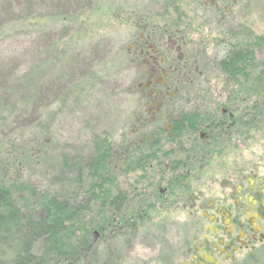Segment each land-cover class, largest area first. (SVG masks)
I'll list each match as a JSON object with an SVG mask.
<instances>
[{
	"label": "flooded vegetation",
	"instance_id": "flooded-vegetation-1",
	"mask_svg": "<svg viewBox=\"0 0 264 264\" xmlns=\"http://www.w3.org/2000/svg\"><path fill=\"white\" fill-rule=\"evenodd\" d=\"M151 38L136 34L127 49L124 66L141 80L132 115L121 117L127 133L117 145L103 143L102 210L92 212L96 202L76 188L68 207L87 219L75 232L85 242L58 264H264V82L247 98L251 82L236 71L247 75V67L233 77L216 67L224 82L193 83L195 64L172 57L177 42L168 38L165 63L164 44ZM85 180L101 179L76 180L78 187ZM173 216L180 228L167 227ZM134 234L140 242L151 236L150 256L123 257V239Z\"/></svg>",
	"mask_w": 264,
	"mask_h": 264
},
{
	"label": "rangeland",
	"instance_id": "rangeland-1",
	"mask_svg": "<svg viewBox=\"0 0 264 264\" xmlns=\"http://www.w3.org/2000/svg\"><path fill=\"white\" fill-rule=\"evenodd\" d=\"M177 1L176 4L184 7L178 21L188 23L186 34L178 38L173 34L156 35L159 30L168 31L167 25L178 23L166 0H0V146L16 137L26 141L28 132L38 122L48 120L46 142L58 149L57 153L47 149L24 150L28 160L24 163L20 160L17 167L10 154L5 155L6 160L0 164L6 167L4 176L8 180L3 178L0 187L5 183L23 192L17 197L19 207L34 206L27 201L28 191L39 196L46 193V202L56 194L59 202L65 203L63 197L81 188L84 200L91 197L96 202L89 209L102 210L103 173L94 175L100 181L85 180L78 187L80 182L74 183L71 170L62 174L49 168L56 164V155L70 160L77 155L91 156L88 147L92 140L99 143L109 140L110 145H117L127 133V127H122L125 119L121 117L132 115L135 107L132 100L136 97L131 92H135L141 77L129 65L121 67L119 55H127L136 34H151L153 44L161 48L164 44L165 58H161L165 63L170 58L165 46L168 38L176 41L175 47L178 45L180 49L172 57L178 60L181 56V61L190 59L198 67L193 82L197 84L224 82L223 74L215 67H201L203 59L220 61L226 52L225 45L234 44L235 40L264 39V0ZM214 11L224 14L215 15ZM143 17L149 23L154 22L152 27L156 30L148 33L137 23V18ZM20 20L28 26L16 27ZM54 47L61 50L56 58H53ZM38 66L40 81L36 91L27 97L29 91L22 78L28 69ZM247 68L251 70L238 79L251 82L244 89L246 98L252 92L263 91L256 85L261 83L260 71L253 66ZM246 76L247 79H242ZM0 154L4 159L3 149ZM53 156L55 160L51 159ZM50 177L59 178L52 184ZM153 216L150 218L154 220ZM96 217L93 221L101 228L107 220L102 215ZM180 224L173 216V223L167 227L176 229ZM123 240V247L131 249L124 250L125 259L150 256L151 236L142 242L135 234L126 235ZM113 246V250L119 249L117 244Z\"/></svg>",
	"mask_w": 264,
	"mask_h": 264
},
{
	"label": "trees",
	"instance_id": "trees-1",
	"mask_svg": "<svg viewBox=\"0 0 264 264\" xmlns=\"http://www.w3.org/2000/svg\"><path fill=\"white\" fill-rule=\"evenodd\" d=\"M176 2L178 1L166 0V5L173 12V19L178 23L167 25L168 31L162 32L159 30L157 31L159 34L156 35L176 34L177 37H181L186 34L188 23L178 21L180 10L184 7L176 4ZM214 14L223 15L224 12L214 11ZM147 20L144 17L137 18V23L142 25L148 33H151L153 30H156L155 27H152L154 22L149 23ZM27 26L24 21L22 23V20H20L19 25L16 27L23 28ZM228 41H230V38ZM257 41L261 43H257ZM233 42L234 44L229 43L225 45L226 52L220 61H216L217 59L211 61L203 59V62L200 64L201 67H221L225 70L224 74L227 77H233L234 70L253 66L261 69L259 70L261 76L260 82H264V39L259 37L253 40L251 37L247 42L239 40ZM54 48L53 58H56L61 50L60 47ZM127 63L128 56L125 53L119 55L120 66L122 67ZM53 64L50 66H53ZM40 66L35 69L31 67L22 78V81L25 82L26 80V89L29 91L27 97L37 89L38 82L40 81ZM236 71L238 74L244 73ZM136 73L138 75L141 74L138 70H136ZM176 80L181 82L182 78L176 77ZM47 123L48 120L47 122H38L37 127L28 132V139L24 142L23 139L16 137L0 146V149H3L4 155V159H2L0 154V163L6 160L5 155L8 153L10 154V159L17 167L21 161L24 163L28 160L26 152L23 151H29L32 148L43 149V151L47 149L52 153H57L58 149H55L54 146L51 147L50 143L46 142ZM88 152L92 153V155L82 156L81 158L80 155H77L72 160L64 155L60 158L57 155V158L53 156L51 159L55 160L56 158L58 160L49 170H54L56 173L62 172V174L69 173L68 171L71 170L74 183L76 180L93 178L94 175L95 177L102 175L103 153H106L103 142L99 143L98 140H92L91 146L88 147ZM25 167L27 166L25 165ZM4 168L6 169L4 165L0 164V181L3 178L7 179L4 176ZM13 178L16 179V175ZM58 178L52 177V184ZM4 184L2 183L0 187V264H54L62 259L66 261L73 259L77 250L83 248L85 242V238L78 239L75 232L77 228L85 227L87 222L85 215L82 216L84 213L73 214L74 207L72 209L68 207V204L73 202L72 198L74 194L72 193L69 197H63L65 203H60L56 194L50 196V200L46 202V193H42L39 196L36 193L28 191L27 201H31L30 203H33L34 206L30 207L29 205V207L24 206L21 208L17 205V200L20 201L17 197H21L23 192H17V189H14L13 185L6 186ZM37 199L38 202L36 204ZM23 213H25V216ZM40 214L42 215L40 216Z\"/></svg>",
	"mask_w": 264,
	"mask_h": 264
}]
</instances>
